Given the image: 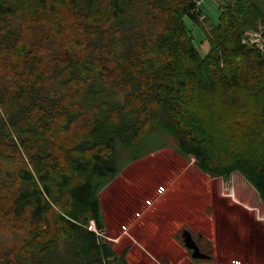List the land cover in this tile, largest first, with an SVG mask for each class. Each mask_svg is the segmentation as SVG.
<instances>
[{"label":"trees","instance_id":"obj_1","mask_svg":"<svg viewBox=\"0 0 264 264\" xmlns=\"http://www.w3.org/2000/svg\"><path fill=\"white\" fill-rule=\"evenodd\" d=\"M0 0V264H109L101 193L157 130L264 204L259 0ZM204 27L202 55L186 24ZM125 250L119 262L125 260ZM108 262V263H107Z\"/></svg>","mask_w":264,"mask_h":264},{"label":"rangeland","instance_id":"obj_2","mask_svg":"<svg viewBox=\"0 0 264 264\" xmlns=\"http://www.w3.org/2000/svg\"><path fill=\"white\" fill-rule=\"evenodd\" d=\"M233 1L204 0V27L218 23L221 6ZM259 4L264 9V0ZM186 24L195 45L206 55L209 45L204 27L189 19ZM262 31L263 26H258L249 39L263 42ZM117 152L119 164L130 156H146L129 164L101 193L110 227L103 240L117 255L109 264H121L119 257L127 249L125 260L129 264H264V204L241 174L228 178L206 175L194 157L180 155L176 139L157 130L139 151L118 145ZM125 190L136 197L134 207H127ZM160 205L166 209L156 212ZM184 228L202 232L212 245L214 260L191 261L183 245Z\"/></svg>","mask_w":264,"mask_h":264},{"label":"flooded vegetation","instance_id":"obj_3","mask_svg":"<svg viewBox=\"0 0 264 264\" xmlns=\"http://www.w3.org/2000/svg\"><path fill=\"white\" fill-rule=\"evenodd\" d=\"M184 231H189L191 233L192 238L195 241L196 245L199 247L200 251L203 252V253H205V254H207V255H209V256H211V259L210 260H206V259L205 260H202V259H193L192 258L193 251L187 249L186 246H185V244H184V238H183V232ZM182 238H183V245L186 248V250L188 251L189 257H191L190 258L191 261H193V262H201L202 263V262H208V261L214 260L213 253H211L212 252V245L209 244L206 241V239H205L204 235L202 234V232H195L191 228H184V229H182ZM209 245L211 247H209Z\"/></svg>","mask_w":264,"mask_h":264},{"label":"water","instance_id":"obj_4","mask_svg":"<svg viewBox=\"0 0 264 264\" xmlns=\"http://www.w3.org/2000/svg\"><path fill=\"white\" fill-rule=\"evenodd\" d=\"M184 244L187 249L192 250V258L193 259H202V260H210L211 256L200 251L199 247L196 245L195 241L192 238V235L189 231L183 232Z\"/></svg>","mask_w":264,"mask_h":264},{"label":"built area","instance_id":"obj_5","mask_svg":"<svg viewBox=\"0 0 264 264\" xmlns=\"http://www.w3.org/2000/svg\"><path fill=\"white\" fill-rule=\"evenodd\" d=\"M250 34H251V32L247 33L248 38H249ZM260 38L262 39V33H260ZM256 39H257V37H256ZM249 41L252 44H258L260 46V48L264 49V41L263 40H262L263 42H260V43H257L253 39H249ZM87 228H88L89 231L95 233L99 240L104 239L103 235L105 234V232H102V231L98 230L95 221H90V223H89Z\"/></svg>","mask_w":264,"mask_h":264},{"label":"crops","instance_id":"obj_6","mask_svg":"<svg viewBox=\"0 0 264 264\" xmlns=\"http://www.w3.org/2000/svg\"><path fill=\"white\" fill-rule=\"evenodd\" d=\"M110 186V185H109ZM108 186V187H109ZM128 187V186H127ZM128 188H130V187H128ZM125 192H126V194L124 195V197L125 198H127V202H126V205H127V207L129 208V207H131L132 205H133V207L135 206V201L133 200V199H135L136 197L133 195V194H129V192H127V190H125ZM128 194V195H127ZM123 197V198H124ZM137 201V200H136ZM171 208V207H170ZM166 208L163 206V205H160V207H158L157 209H156V212H161V211H163V210H165ZM168 210V209H167ZM104 212V211H103ZM104 216H105V214H104ZM105 221H106V227H105V232H106V230H107V228L108 229H110V227L108 226V222H107V219H106V216H105Z\"/></svg>","mask_w":264,"mask_h":264}]
</instances>
